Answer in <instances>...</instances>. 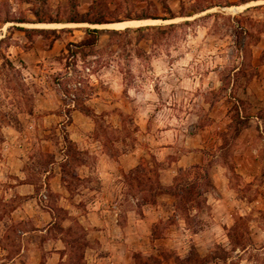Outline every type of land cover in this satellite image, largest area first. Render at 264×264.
Returning a JSON list of instances; mask_svg holds the SVG:
<instances>
[{
    "label": "rangeland",
    "instance_id": "obj_1",
    "mask_svg": "<svg viewBox=\"0 0 264 264\" xmlns=\"http://www.w3.org/2000/svg\"><path fill=\"white\" fill-rule=\"evenodd\" d=\"M78 3L86 14L91 2ZM108 3L119 21L141 23L98 27L100 41L84 55L70 46L91 28L67 22V0H0V264H39L41 252L45 264L57 247L59 264H99L84 227L91 212L93 225L102 213L107 235L130 240L126 251L104 243L112 264H133L135 254L176 264L194 253L206 264H264V0ZM171 26L166 36L147 30ZM238 115L252 120L235 139ZM147 121L149 136L139 126ZM195 135L201 170L173 172ZM142 139H177L166 141L176 151L129 169L119 156L146 146ZM175 181L197 182L201 197L182 206L165 194L153 204L151 186Z\"/></svg>",
    "mask_w": 264,
    "mask_h": 264
},
{
    "label": "crops",
    "instance_id": "obj_2",
    "mask_svg": "<svg viewBox=\"0 0 264 264\" xmlns=\"http://www.w3.org/2000/svg\"><path fill=\"white\" fill-rule=\"evenodd\" d=\"M148 121L144 122V124L139 125L141 126L140 130H142V132H144L145 134H147L149 136V132H147V128H148ZM146 138V137H145ZM195 139H192V137H189V139L185 140V147L183 146V151L184 153H182L180 155V157H178L176 159L175 162H173L172 166L170 169H172V171L174 172L175 169V173H176V169L178 170H186V169H192L195 166H200L203 165L204 163V158L203 156H201V153L199 152V150L203 149V145H201V143L203 142V139H198L199 136L195 135L194 136ZM101 140V139H100ZM144 142H146V146H144L142 148L141 145L138 144L139 141L135 142V149H131L128 152L123 153L121 156H119V161L121 162V164L123 165H130L129 169L134 168V166H137L139 163H141V160L143 159V157H150L151 155L154 156V158H156V160L159 163H163L166 161V158H168V156H170L171 154H173L172 152H175L176 149H174L173 147H171V143H167V140L170 141H174L177 139H142ZM141 141V139H140ZM76 144L79 145L78 140L75 139L74 141ZM85 143L87 146L91 147L92 145H96V144H102L100 142H98V140L95 139H85ZM89 143V144H88ZM157 144V146H159V148L155 147ZM173 144V143H172ZM155 148V149H153ZM142 149V150H141ZM101 155L99 154V157ZM101 158L104 161L105 166L107 165V167L111 166L113 167L115 160H110V158L107 156V154H102ZM102 159L101 160V164H102ZM222 169V168H221ZM124 170L127 171L128 168H125L124 166ZM101 169H98V173H100L101 179L100 180H107L108 178L106 177V175H108L111 179H112V172L110 171H106L105 173L101 174ZM218 173V171H216ZM216 175L212 176V179L220 177L218 173ZM49 174V172L47 173ZM54 177H52V184H55L56 186L59 184V177L56 174V171H54ZM57 175V176H56ZM176 175V174H175ZM110 180V179H108ZM114 183H105L104 184H111V185H118V181L115 179ZM215 190L218 191V193L221 196H225L227 194V192L225 191V189L219 185L218 182L214 181L213 183ZM53 187V185H52ZM229 188V187H228ZM229 191H231L229 189ZM217 201V200H216ZM222 203V200H219L217 203ZM146 207H152V206H146ZM105 212V211H104ZM145 217H147L148 213H144ZM95 215H99L96 213L91 212L88 217H85V223H84V227L85 230L88 232L87 234V240L90 244L89 246V250L93 251L94 253V262L98 261L99 264H101V262L103 261V264H112L113 262H115V257L113 256L112 252L108 249H106V253L107 255H102L101 251L105 250L104 249V243L107 242L109 240L110 243H108V245H111V247L115 248V249H119V250H125L126 248L124 246V243H128L130 242V240H123V234L121 233L120 237H117L115 234L117 233H113L111 236L107 235V233L109 231H103L102 228H105V226H109V222H107V219L105 217H103L104 221L102 222V216H104L102 213L100 214V223L99 224H94L93 225V221H94V216ZM22 220V219H21ZM146 222L150 219L145 218L143 219ZM142 219L139 222H143ZM100 226V227H99ZM100 228V229H99ZM102 229V230H101ZM121 238V243H117ZM257 238V237H256ZM259 238V237H258ZM255 240V239H254ZM125 241V242H124ZM257 243V241H255ZM51 241L49 240L46 244L45 247L50 245ZM57 246L58 243H62L61 240H57L54 242ZM61 249L59 247H57L56 249H54L53 251H51L50 253L46 254V258H45V264H59L61 262L65 261L66 256H62L61 254ZM110 252V253H108ZM127 252H129L127 250ZM40 257H39V264H41L42 261V252L40 253ZM242 264H254L252 261H250L249 259L243 260Z\"/></svg>",
    "mask_w": 264,
    "mask_h": 264
},
{
    "label": "trees",
    "instance_id": "obj_3",
    "mask_svg": "<svg viewBox=\"0 0 264 264\" xmlns=\"http://www.w3.org/2000/svg\"><path fill=\"white\" fill-rule=\"evenodd\" d=\"M20 2H27L30 3V0H19ZM91 2V5L89 7V10L86 14H80L78 11L79 3L78 0H67L69 8H68V18L67 22L69 24H88L92 26H103L107 24L112 23H121V21L118 20L116 17V13L112 12L109 7L108 0H88ZM164 4L167 3V0H162ZM145 19V17L143 18ZM140 19V20H143ZM157 20V19H155ZM144 29H137L136 32H142ZM148 31H154L155 33L160 36H166L169 35V32L171 30H174V26L168 27V29L163 28H154L149 27L147 28ZM47 33L56 34L55 31H43ZM131 29H126L125 31L120 32H113L117 34L118 36H129L131 33ZM100 31L97 29H87V35L83 41H81L79 44L72 45L70 47H75L78 49L79 54H84L88 51H93L94 48L97 47V44L100 41ZM77 53V54H78ZM75 54V53H74ZM93 54V53H92ZM237 118H240L241 121H239L238 124H241L242 126L236 131L235 139H237L241 132L245 129H247L250 126V122L252 120L251 117L247 116V118H242L238 115ZM262 119V118H261ZM193 169L201 170L200 166H195ZM197 181V180H196ZM210 188L215 190V187L211 181L209 182ZM140 186V184H139ZM151 196L154 198V202H156V199L159 196L162 195H171L177 200H179L180 204L183 206L186 203H190L192 198H200L201 192L198 189V183L193 182L188 185H182L180 183H176L173 185V187L170 190H164L162 187L158 188V192L154 191V187L151 186L150 188ZM230 240L231 236H228ZM88 247V245H85ZM235 250V249H234ZM233 252H236V250ZM225 253V251H222ZM220 260L218 256H213V261ZM133 264H163L162 261L157 257H145L142 254H135L133 257ZM207 261L201 259L200 255L197 253H194L191 257L187 259H176V264H206Z\"/></svg>",
    "mask_w": 264,
    "mask_h": 264
},
{
    "label": "water",
    "instance_id": "obj_4",
    "mask_svg": "<svg viewBox=\"0 0 264 264\" xmlns=\"http://www.w3.org/2000/svg\"><path fill=\"white\" fill-rule=\"evenodd\" d=\"M132 23H141V21H137V22H121V23H112V24H107L106 26H112V28H114L115 25H121V24H132ZM75 25H84V24H75ZM88 25V24H87ZM105 26V25H103ZM98 27H102V26H92V25H89V28L91 29H98ZM131 28V27H130ZM115 30V29H114Z\"/></svg>",
    "mask_w": 264,
    "mask_h": 264
},
{
    "label": "bare ground",
    "instance_id": "obj_5",
    "mask_svg": "<svg viewBox=\"0 0 264 264\" xmlns=\"http://www.w3.org/2000/svg\"><path fill=\"white\" fill-rule=\"evenodd\" d=\"M124 25H125V24H121V25H120L121 27H118V28H119V29H123L124 27L129 26V25H131V24H127V25H125V26H124Z\"/></svg>",
    "mask_w": 264,
    "mask_h": 264
}]
</instances>
